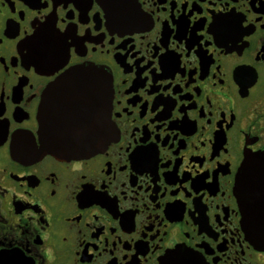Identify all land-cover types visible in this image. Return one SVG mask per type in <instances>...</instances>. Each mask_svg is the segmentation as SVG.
Returning a JSON list of instances; mask_svg holds the SVG:
<instances>
[{
    "label": "flooded vegetation",
    "instance_id": "obj_1",
    "mask_svg": "<svg viewBox=\"0 0 264 264\" xmlns=\"http://www.w3.org/2000/svg\"><path fill=\"white\" fill-rule=\"evenodd\" d=\"M90 67L112 139L42 154L45 93ZM259 152L264 0H0V264H264L236 183Z\"/></svg>",
    "mask_w": 264,
    "mask_h": 264
},
{
    "label": "water",
    "instance_id": "obj_2",
    "mask_svg": "<svg viewBox=\"0 0 264 264\" xmlns=\"http://www.w3.org/2000/svg\"><path fill=\"white\" fill-rule=\"evenodd\" d=\"M58 83L55 89L79 88L81 91L75 97L62 100L50 94L53 86L45 93L40 104L43 127L40 152L67 158L94 155L114 135L107 129L112 98L108 75L93 67L79 68L64 75ZM78 99L72 105L65 102ZM244 161L236 180L242 224L256 243L264 245V152L247 154ZM188 260L186 253H177L171 258L176 264H185Z\"/></svg>",
    "mask_w": 264,
    "mask_h": 264
}]
</instances>
